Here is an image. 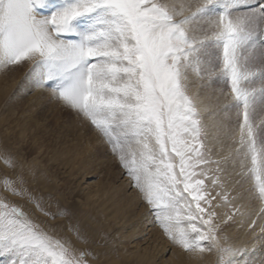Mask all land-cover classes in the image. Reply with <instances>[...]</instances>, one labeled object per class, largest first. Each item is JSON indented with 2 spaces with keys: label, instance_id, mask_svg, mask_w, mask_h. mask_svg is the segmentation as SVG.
I'll use <instances>...</instances> for the list:
<instances>
[{
  "label": "snow or ice",
  "instance_id": "obj_1",
  "mask_svg": "<svg viewBox=\"0 0 264 264\" xmlns=\"http://www.w3.org/2000/svg\"><path fill=\"white\" fill-rule=\"evenodd\" d=\"M22 62L32 67L21 88L50 91L107 139L175 247L250 264L221 232L240 209H216L232 207L230 189L241 182L264 205V0H0V69ZM190 77L221 86L214 103L190 94ZM209 109L218 157L202 117ZM0 161L17 167L8 155ZM27 185L23 172L0 177L4 192L55 218ZM0 256L95 259L3 195ZM251 264H264V248Z\"/></svg>",
  "mask_w": 264,
  "mask_h": 264
},
{
  "label": "rangeland",
  "instance_id": "obj_2",
  "mask_svg": "<svg viewBox=\"0 0 264 264\" xmlns=\"http://www.w3.org/2000/svg\"><path fill=\"white\" fill-rule=\"evenodd\" d=\"M31 67L30 63L22 62L20 65L0 70H4V75L9 73L15 76L16 74L18 78L16 88L24 83ZM188 87L190 94H203L212 104L214 103L212 97L219 95L221 86L213 84L206 89L203 87V82L190 77ZM37 91H39L38 88L32 90L21 88L15 96L16 101L14 97L9 105L5 100L0 108V154L12 157L17 164V167L13 169L6 167L0 161V177L5 175L12 177L23 172L28 179L29 191L55 215V218L44 216L33 204L25 199L11 196L2 188H0V195L21 204L35 221L55 237L66 240L78 250L90 247V253L95 257V259L89 258L91 264H108L104 258L98 256L97 252L98 249H102L105 253V248L108 246L106 242H113L115 239L112 238V233L107 234L106 239L105 236L98 238L99 227L102 229V223L98 221L96 215L97 203L95 202L98 198H94L92 204L86 201V193L98 190L108 193L123 180L130 183L128 192L139 191L133 186L127 170L112 151L111 144L88 120L57 101L50 91L41 89V94ZM8 95L11 97L12 94ZM36 100L40 103H35ZM12 109H14L13 113ZM202 117L208 125L209 141L214 145L213 152L218 157L219 146L214 140L216 130L212 124L214 118L211 110L202 111ZM23 130L25 132L21 135ZM237 178L240 179L239 176ZM239 185L240 190L248 188V185L243 182ZM139 203L138 205L142 206L144 201L141 200ZM213 203L218 202L213 201ZM145 205L141 219L145 224L144 230L147 228L149 231L155 227L160 232L162 236L151 232L157 244L161 239L169 241L155 222L152 209L146 203ZM232 207L228 209L232 211ZM61 212L66 214H59ZM226 225L221 226L224 236ZM116 240L119 238L116 237ZM117 244L118 242L115 245ZM168 245L170 248V243ZM172 246L169 255L175 248L173 244ZM117 251H119L118 248ZM11 260L10 256H0V264H11Z\"/></svg>",
  "mask_w": 264,
  "mask_h": 264
},
{
  "label": "bare ground",
  "instance_id": "obj_3",
  "mask_svg": "<svg viewBox=\"0 0 264 264\" xmlns=\"http://www.w3.org/2000/svg\"><path fill=\"white\" fill-rule=\"evenodd\" d=\"M3 71L0 70V108L5 100H7V104L11 105L12 99L21 89V84L15 88L18 79L16 74L15 76L9 73L4 75ZM38 89L37 93L41 94V89ZM9 93L12 94L11 97H8ZM198 96L203 101V105H210L203 94H198ZM16 100L17 97L14 98V101ZM37 102L40 103L36 100L35 103ZM11 111L13 113L14 109ZM212 124L214 123L212 122ZM24 132L25 130L21 135ZM233 180H239L235 173H233ZM129 186L130 183L123 180L120 185L115 186L108 193L100 190L85 192L86 201L92 204L93 199L98 198L95 202L97 203L96 215L98 221L102 223V229L99 227L98 238L105 236L106 239L107 234L112 233V238L115 239L113 242H106L108 246L105 248V253L102 249H98L97 253L100 258H104L108 264H117L118 262L121 264H218V256L215 252L204 253L202 256L195 257L175 247L169 255L173 247L169 239V241L161 239L158 244L155 243V236L151 232L161 234L155 227L149 231L147 228L144 230L145 224L141 219L146 202L140 192H128L127 189L131 187ZM240 189L241 186L236 183L230 189L231 197H235L232 211L223 205L216 210L219 216H224L225 213L232 214L234 208L240 209L239 212L235 213L233 219L228 221L227 225L225 224L224 233L233 247L245 250V256L238 259L243 262L246 258L251 264L252 261H259L261 249L264 248V239H262L264 233L259 231L260 226H264V212L261 211L264 205L258 200L249 198L247 189ZM141 200L144 201L142 206L138 205ZM25 211H27L26 208ZM253 221H255V227L252 226ZM95 223L98 224L96 219ZM116 237L119 240H116ZM116 242H118L117 245H115ZM117 248L119 249L118 253L116 252ZM90 249L87 247L85 250L90 252ZM167 255L168 258L165 259Z\"/></svg>",
  "mask_w": 264,
  "mask_h": 264
}]
</instances>
